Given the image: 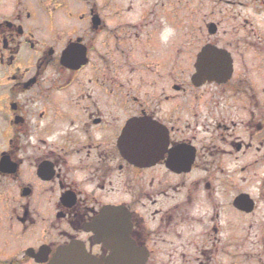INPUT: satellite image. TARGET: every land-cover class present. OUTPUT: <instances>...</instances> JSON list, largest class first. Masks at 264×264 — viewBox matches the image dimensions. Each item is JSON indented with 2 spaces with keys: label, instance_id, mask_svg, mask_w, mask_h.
I'll return each mask as SVG.
<instances>
[{
  "label": "flooded vegetation",
  "instance_id": "obj_1",
  "mask_svg": "<svg viewBox=\"0 0 264 264\" xmlns=\"http://www.w3.org/2000/svg\"><path fill=\"white\" fill-rule=\"evenodd\" d=\"M108 207L146 264H264V0H0V264L101 260Z\"/></svg>",
  "mask_w": 264,
  "mask_h": 264
},
{
  "label": "water",
  "instance_id": "obj_2",
  "mask_svg": "<svg viewBox=\"0 0 264 264\" xmlns=\"http://www.w3.org/2000/svg\"><path fill=\"white\" fill-rule=\"evenodd\" d=\"M117 230V237L111 242L108 247L112 254L105 261V264H143L141 255L135 251V246L129 243L128 233L124 231L120 224L114 227ZM75 248H71L73 250ZM68 251H59V256H64ZM79 258L73 261V264H82ZM82 261H85L81 258ZM53 264H67L63 261H57Z\"/></svg>",
  "mask_w": 264,
  "mask_h": 264
},
{
  "label": "rangeland",
  "instance_id": "obj_3",
  "mask_svg": "<svg viewBox=\"0 0 264 264\" xmlns=\"http://www.w3.org/2000/svg\"><path fill=\"white\" fill-rule=\"evenodd\" d=\"M43 231V225L39 223L35 228L30 230L26 235L22 237V240L27 243H35L41 239Z\"/></svg>",
  "mask_w": 264,
  "mask_h": 264
},
{
  "label": "clouds",
  "instance_id": "obj_4",
  "mask_svg": "<svg viewBox=\"0 0 264 264\" xmlns=\"http://www.w3.org/2000/svg\"><path fill=\"white\" fill-rule=\"evenodd\" d=\"M166 31H167L168 33H171L172 30H171V29H167ZM164 39L166 40L167 37L165 36Z\"/></svg>",
  "mask_w": 264,
  "mask_h": 264
}]
</instances>
